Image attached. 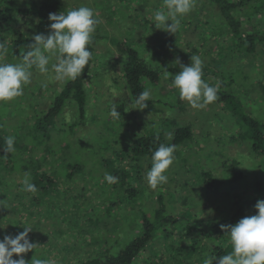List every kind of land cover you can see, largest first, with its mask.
Segmentation results:
<instances>
[{
    "label": "trees",
    "instance_id": "1",
    "mask_svg": "<svg viewBox=\"0 0 264 264\" xmlns=\"http://www.w3.org/2000/svg\"><path fill=\"white\" fill-rule=\"evenodd\" d=\"M205 1L194 0V4L208 3L217 9L212 16L213 27H208L207 34L214 37L216 48L227 53L226 57L211 58L212 62L203 63L202 79L217 87V99L213 103L220 104L233 122V129L227 130L228 142H246L249 154L258 162L249 172H243L237 168L239 163L225 154L224 147L217 153L209 142L200 144L202 147L195 160L192 128L161 116L159 123H151L144 132L123 131L131 134L129 138L122 137L126 140L124 146L107 145V155L93 161L96 166L91 168L65 157L69 154L68 144L54 149L53 134L61 130L58 122L69 107L77 110L79 123L88 118V82L97 62L99 37L92 35L88 47L93 55L89 65L76 80H66L46 108L38 109L32 104L36 100L35 91L27 86L23 96L0 102V201L7 204L0 207V240L6 235L14 237L23 232L24 227H30L29 240L41 241L45 231L38 233L48 224L47 220L61 224L63 218H67V229L75 233V240L58 248L55 242L60 233L53 228L52 234L50 228L54 242L48 246L54 256L47 264H205L206 260L216 257L213 264H218L219 257L232 251L229 234L221 225H235L244 217L258 214L255 205L264 200V112L248 110L249 101L264 105V0ZM20 3L21 0H0V42L6 44V54L13 63L22 62L34 35L50 30L49 13L70 10L61 0L31 1L27 6ZM201 16L203 13L199 22ZM19 19L35 31L18 30L11 37L5 36L4 32ZM109 41L120 54L122 79L131 102L142 91H151V98L146 101L148 108L138 109L140 112L157 116L166 107L178 105L152 96L168 71L162 52L152 50L153 58L147 59L148 50L141 53L134 41H121L116 37ZM230 58L238 61L240 68L229 71L226 64ZM158 59L161 63H155ZM252 67L259 72L257 80L242 81L248 78L250 70L247 68ZM35 69L33 66L31 72ZM179 71L181 67L175 65L173 73H168L169 81L173 82ZM44 89L37 87L39 92ZM253 92L256 98L252 100L249 96ZM177 93L178 90H174V94ZM28 96L32 111L20 120V125L11 124L10 120L19 116L21 99ZM113 105L120 117H111L108 129L117 133V126L127 127L124 118L128 104L119 99ZM77 126L75 122L69 125V130ZM168 133L172 134L171 140ZM8 136L15 137L12 154L5 153L3 148ZM160 144L175 145L173 163L182 168L179 170L182 175L177 178L167 173V182L153 190L146 183V173L151 167V156ZM215 154L224 160L225 170L221 174L203 163L204 158L210 160ZM25 173L31 174L37 188L35 193L22 190ZM106 173L117 177V182L108 183L104 179ZM143 198L144 204L141 203ZM117 212L123 215L122 220L117 218ZM124 215L129 222L124 221ZM77 246L88 249L74 262ZM39 252L35 254L39 256ZM71 253L72 257H68ZM36 257L33 259L43 260ZM32 260L28 264H32Z\"/></svg>",
    "mask_w": 264,
    "mask_h": 264
},
{
    "label": "rangeland",
    "instance_id": "2",
    "mask_svg": "<svg viewBox=\"0 0 264 264\" xmlns=\"http://www.w3.org/2000/svg\"><path fill=\"white\" fill-rule=\"evenodd\" d=\"M31 1L38 0H21L20 5L27 6ZM61 1L70 10L82 6L91 8L95 18L98 19L100 23L96 26L95 32L92 34L99 37L96 45L97 62L88 82V118L84 123H79L80 120L78 119L77 110L74 107H69L66 111V115L58 122V128L63 131H56L53 134L51 144L54 149L59 150L63 148L64 145L68 144L70 149L67 150V153L70 155L66 154L65 157H71L74 162L79 163V165L88 164L91 168L92 166H96L93 161L97 162L104 154L107 155V145L116 147L118 144V148L124 146L126 140L122 139V137L129 138L131 134L122 133L123 131H131L132 134L135 132L134 129L144 132L146 128L150 127L151 123H159V116H161L162 118L174 119L179 125H188L192 128L195 136V149H193V157L195 160H197V153L200 152V148L202 147L200 144L209 142V145L213 143L217 153L218 151H222L224 147L225 154L235 159L239 163L237 168L243 172H249L258 162L257 158L249 154L248 144L246 142L243 144L228 142L230 137H228L229 132L227 130H232L234 126L228 112L220 104L211 103L203 108H193L187 101L180 99L179 90L172 86V82L169 81V75L167 79L165 78V73L161 85L157 90H153L152 96L161 97L165 102L172 101L178 105L175 108L166 107L162 114L157 116L143 114L138 109L131 110L132 103L128 91L125 88L119 65L121 57L117 48L109 41V38L114 37L121 41H134L135 47L140 50L141 53L148 50L145 54L147 59H149V57L153 58L154 53H152V50L162 52L164 54L163 64L166 68L168 67L169 73H173L175 65L180 67V64L190 66L192 55H198L204 64L210 63L212 62L211 58L217 57L220 59V57H226L225 55L227 53V51L224 52L223 49L216 48L214 37H209L207 34L208 27L212 26V16H214L217 11L214 6L208 5V3L202 5L199 2L194 4L191 12L180 18L179 27L175 34H173L166 31V29H157L153 24V14L156 10L164 7V0ZM201 1L203 3L206 2L205 0ZM201 13H203V16H201L202 21L199 22ZM168 23H171V21ZM18 30L30 31L33 29L26 26L25 22L19 19V21L9 28V31L4 32V35L11 37L18 32ZM49 32L50 30L44 33V35H48ZM201 33L205 34L200 37ZM101 36H103V38H101ZM208 51L209 54H207ZM154 61L155 63H161L160 59ZM176 61H179L180 64L176 63ZM227 61L226 66L229 71L240 68L238 61L231 58ZM242 61L247 62L245 60ZM55 62L56 58L53 57L47 67L51 69L52 63ZM0 63L13 62L10 60L8 54H6L0 57ZM247 69L250 70L248 78H243L244 80L242 81H246L247 83L256 81V78L259 77V72L256 71L255 67ZM53 75L54 73L51 71L48 73H41L37 68L32 71L31 81L27 87H32L35 91L36 100L32 101V104L38 109L46 108L52 101V95H54L55 92H59L66 81H55L50 79ZM38 86H43L45 88L44 91L39 92L37 90ZM174 90H178L177 95L174 94ZM249 97L253 100L256 98V94L253 92ZM119 99L126 100L128 104V112L124 118L127 127L120 128V126H117L118 132L114 133L108 129V125H110L111 121L109 112L113 103L117 102ZM21 102L22 105L18 109L19 116L10 120L11 124L20 125V120L26 118L30 110L32 111V108L28 105L29 96L28 99L23 97ZM248 108V110H256V112H264V105L262 103H253V101H249ZM18 117L20 118L18 119ZM75 122L78 126L73 131L69 130V125ZM167 135L172 137L170 133ZM119 141H121V143H119ZM78 151L81 153H76ZM92 153H94V155H92ZM220 157V155L215 154L210 160L204 158L203 163L216 169L215 172L217 174H221L225 170V167L222 165L224 160L220 159ZM170 167L166 174L169 173L170 176L175 175L177 178H180L182 172L179 173V170H182V168L177 167L174 163ZM79 187L81 186L79 185ZM144 199L145 198L141 199L142 204H144ZM131 215L134 216L133 214ZM116 216L119 220H122L121 217L123 215H120L119 212L116 213ZM127 220L128 216L124 215V221L129 222ZM47 221H49L47 224L48 226L44 225L45 228L38 233L41 234L45 231L44 234H41L42 242L40 240L34 242V244L37 245V249L23 254L27 264L37 256H35V253L38 254L39 248V256L36 258L43 257V260H41L42 264H47V260L50 258L51 260L53 259L54 253L50 249V246H48V243L54 242V235H52L54 232L53 228L60 233L55 242L58 248L64 247V245L69 243L71 244L75 240V233L67 229L68 226L66 224H69L67 218H63L61 224L54 220H52V222L50 220ZM47 221H43V223ZM50 228H52L51 236L49 232ZM87 249L88 248L85 247L82 250L77 246L73 261H79V257L82 258ZM68 255V257H72V253ZM13 259H19V256L14 255Z\"/></svg>",
    "mask_w": 264,
    "mask_h": 264
},
{
    "label": "clouds",
    "instance_id": "3",
    "mask_svg": "<svg viewBox=\"0 0 264 264\" xmlns=\"http://www.w3.org/2000/svg\"><path fill=\"white\" fill-rule=\"evenodd\" d=\"M194 0H164V7L153 14V24L157 29L175 34L180 18L191 12ZM50 32L48 35L36 34L29 51L19 63H0V102H8L23 95L24 87L31 81L33 66L41 73H54L50 79L55 81L76 80L89 65L92 52L89 45L96 26L100 23L94 12L88 7L71 9L66 13H49ZM171 21V23H168ZM7 53L4 42H0V57ZM55 57L51 69L47 66ZM179 63V61H176ZM181 65V71L174 75L172 86L179 90L180 99L187 101L193 108H203L217 99V87L210 86L202 79L203 61L198 55L191 56V65ZM165 71V78L168 77ZM151 91H142L131 103L132 109L148 108ZM109 116L119 118L115 105L110 109ZM168 139L172 137L169 135ZM15 137L5 138V153L15 152ZM175 145L160 144L151 156V167L146 173L147 184L151 189L167 182L166 172L174 162ZM6 156V155H5ZM104 179L112 184L117 177L105 174ZM23 191L35 193L36 185L31 174L25 173ZM0 207H7L5 201H0ZM258 214L244 217L235 225H221L227 230L232 251L218 258V264H264V200L255 205ZM30 227L16 236L6 235L0 240V264H27L23 254L37 249V245L29 240ZM19 259H13V256ZM36 256V254H35ZM217 260V257L214 258ZM214 260H206L205 264H213ZM32 264H42L40 259H33Z\"/></svg>",
    "mask_w": 264,
    "mask_h": 264
}]
</instances>
